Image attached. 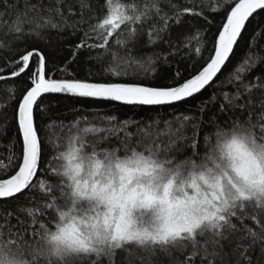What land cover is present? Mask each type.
I'll use <instances>...</instances> for the list:
<instances>
[{"label": "snow or ice", "instance_id": "obj_1", "mask_svg": "<svg viewBox=\"0 0 264 264\" xmlns=\"http://www.w3.org/2000/svg\"><path fill=\"white\" fill-rule=\"evenodd\" d=\"M261 14L264 0H0V82L26 81L0 97L20 144L0 161V264H264ZM84 60L98 73L78 76ZM50 95L151 111L41 126Z\"/></svg>", "mask_w": 264, "mask_h": 264}, {"label": "trees", "instance_id": "obj_2", "mask_svg": "<svg viewBox=\"0 0 264 264\" xmlns=\"http://www.w3.org/2000/svg\"><path fill=\"white\" fill-rule=\"evenodd\" d=\"M218 21V17H216ZM257 22L264 23V14H261L256 18L255 21H253V24L250 26L253 27ZM214 31V29H212ZM211 33L209 32V35ZM55 39V37H54ZM247 50V44L245 41H241L239 48L236 53V57H239L244 54ZM207 55V53H205ZM7 59H11V57H7ZM235 57L233 58V64L235 63ZM5 63L4 59H0V65H3ZM233 64H229L220 74L219 79H223L224 76H226L229 72V69L233 67ZM72 70L76 72L78 76L83 77L86 75V73L91 69L93 73H98L99 65H97L94 61H87L84 60L79 64H74L71 66ZM186 67L185 63H181L179 65H174V70L176 68H179V70L184 71ZM260 66L257 67V74L259 73ZM26 83L24 77L17 78L15 80H8L5 82H0V97L6 95V88L11 85H15L17 88H21ZM212 91L211 88H209L207 91L203 93V96L197 97V99L190 100L189 104L187 106H194L198 103L199 99L205 98L209 95V93ZM51 101V106L49 107L48 113L45 114L44 117H38V124L43 126L45 122L50 117L58 118L60 120H71L74 112L73 109H79L84 108L88 110L95 111L97 109L102 110L106 114H116L121 119H125L129 116L139 119L142 116H146L149 114L151 109L143 110L141 108H133L131 106H122L116 103H110V102H100V101H94V100H87V99H79V98H71V97H63V96H48L45 98V102ZM185 107V106H181ZM161 112H170V109H159ZM79 115L80 113H75ZM87 114V113H85ZM6 117V119H5ZM43 134V133H42ZM11 147L12 152L18 153L20 150V144L17 142V131L16 127L12 121V111L9 109L6 113L0 112V161L7 160V157L9 155V149ZM11 203L4 204L0 203V210H6L7 208L11 207Z\"/></svg>", "mask_w": 264, "mask_h": 264}, {"label": "water", "instance_id": "obj_3", "mask_svg": "<svg viewBox=\"0 0 264 264\" xmlns=\"http://www.w3.org/2000/svg\"><path fill=\"white\" fill-rule=\"evenodd\" d=\"M50 96H63V97H69V96H64V95H50ZM72 98V97H71ZM80 99V98H79ZM89 100V99H87ZM106 102V101H105ZM112 103H115V102H112ZM117 104V103H116Z\"/></svg>", "mask_w": 264, "mask_h": 264}]
</instances>
